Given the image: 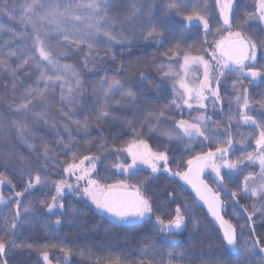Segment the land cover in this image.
<instances>
[{"label": "snow or ice", "instance_id": "1", "mask_svg": "<svg viewBox=\"0 0 264 264\" xmlns=\"http://www.w3.org/2000/svg\"><path fill=\"white\" fill-rule=\"evenodd\" d=\"M122 2L123 0H25L18 17L20 31L9 29L13 38L18 37L20 43L15 49L9 48L6 57H0V72L7 71L12 77V97L5 100L6 114L0 117V167L4 169L0 171V188L7 184L13 192L11 196H5L0 191V204L6 205L13 199L15 204L4 220V235L8 238L0 236V264H7L3 254L6 248L14 245L11 234L15 232L22 215L25 219H36L32 203L29 202L26 206L23 204L21 198L25 193L36 189L44 190L51 185L55 195L37 201L44 213L55 215V210H64L65 194L72 193L88 197L102 213L110 214L119 223L128 224L142 218H152L155 202L146 194L145 189L156 175L165 172L179 176L195 189L222 232L219 245L210 242L206 249L200 247L204 241L197 240L195 234H192L182 251L167 253V264H173L177 260L184 261L192 256L198 259L199 264H249L250 258L255 257L257 252L261 256L259 264H264V232L257 235L253 221V217L257 215L264 221V100L256 101L249 94L251 85L264 83V63H261L264 61V35L253 37L248 33L251 21L264 22V0H257L256 11L246 13L243 20L236 24V0H212L211 4L210 0H127L126 11L121 10ZM7 4L8 0H3L0 12H8L11 17L12 12L8 11ZM214 10L217 12L215 21L211 18ZM175 17L180 18L179 27H173ZM135 18H142L139 27L136 26ZM125 24L133 27V36L147 42L146 46L171 45L162 54L169 63L156 65L162 76L172 81L175 98L171 104L164 107L151 104L147 94L151 92V87L146 86L147 92L139 90L140 85L147 80V75L139 67L136 68L137 79L122 81L120 76L126 69L121 63L115 69L116 75L111 78L104 75L91 85L89 97V87L77 68L61 63L70 53H82L81 64L85 71L100 68L106 73L108 69L100 66L105 58L116 60L114 48L124 49L136 43L133 36L125 33ZM193 25L202 30L199 48L186 45L184 32ZM3 27L0 23V30ZM209 36L213 39L209 40ZM13 57L20 61L15 67L9 63ZM173 62L181 71L174 70ZM90 64L93 66L91 69ZM25 67L35 69L37 75L34 84L23 87L22 95L17 101L16 81L20 79L17 72ZM165 68L167 71H164ZM200 70L202 78L195 75ZM226 73H236L240 78L233 80L231 84L236 112L231 114L233 103L230 102V115L221 124L214 121L207 112L209 106L213 110L219 108L223 111L224 101L220 89ZM245 80L248 81L247 84L244 83ZM156 87L160 88V85ZM92 98H95L94 111L83 115L81 106L92 102ZM53 103L60 105L57 109L59 119L52 115ZM185 105L188 109L195 107L198 115L188 120H176L167 115L168 109H182ZM256 105H259L258 111ZM117 112H129L132 119L127 116L121 118L116 115ZM101 120L118 121L126 126L124 134L129 138L124 141V147H117L115 144L109 147L106 142L100 143L95 145L100 153L96 154L92 153L89 142L86 150L90 154L84 155L73 150L77 145L72 134L73 128L77 134H88L93 126L99 127L94 121ZM234 120L237 129L243 124L252 127L255 132L249 134V137L237 132L240 139L235 140L232 132ZM168 122H171V128L165 126ZM40 126L56 134L57 147L69 153V159L60 160L48 142L37 140L36 132L41 130ZM61 131L66 134L67 140L61 135ZM146 134H154L156 139L175 141L183 145L186 153H192L191 158L185 162L186 171L173 172L169 167L168 149L154 150L144 138ZM22 147L36 158L35 165L21 154ZM197 148L207 150L197 152ZM248 148L252 150L249 151ZM234 152H240L235 159L232 158ZM105 153L117 156L116 162L111 163L110 167L122 174L127 173V178L105 185L92 179L93 173L97 172V164L103 163L101 157ZM122 154L130 162L121 161L119 156ZM14 159L20 160L21 168H12L11 162ZM257 163L258 173L244 174L250 165ZM57 164L62 166L63 178L52 180L48 168L49 165L55 167ZM143 165L148 167L150 175L133 182ZM206 169L211 170L219 187L235 203H239L240 196H248L256 201L250 205L251 211H248V207L243 209L248 224L237 225L224 218L225 202L219 192L213 191L201 179ZM9 171L19 173L23 191H15L16 185L7 174ZM240 176H243L242 180H239ZM225 177L237 181L235 190L228 188ZM70 178H74V182H70ZM81 181L85 187H81ZM169 198L174 201L175 194L169 193ZM71 211L75 212L76 209L72 208ZM155 220L159 232L166 238L187 231L190 223L198 230L200 224L191 209L187 206L182 208L179 203L169 219L156 216ZM45 222L47 223L46 218ZM61 223L59 217L51 221V225ZM245 228L248 229L247 234ZM21 247L31 248L32 245ZM48 247L49 245L43 246L40 254L47 264H52ZM50 247L55 248L56 245ZM153 247L149 240L143 244L141 254L154 256ZM60 251L67 264L72 249L61 247ZM106 264L130 262L122 260L118 255H110ZM136 264L150 262L141 260Z\"/></svg>", "mask_w": 264, "mask_h": 264}, {"label": "trees", "instance_id": "2", "mask_svg": "<svg viewBox=\"0 0 264 264\" xmlns=\"http://www.w3.org/2000/svg\"><path fill=\"white\" fill-rule=\"evenodd\" d=\"M211 2L212 0H210V4ZM256 2L257 0H237L236 20H234V24L242 21L246 13L255 12ZM24 3L25 0H8L7 7L8 11L12 12L11 17L8 15V12H0V23L4 25L3 30H0V57H6L9 48L15 49L17 44L20 43L18 37L15 39L13 38L12 32L9 31V29H14L16 32L20 31L18 17L21 14V7ZM0 7H3V0H0ZM127 8V0H123L121 10L126 11ZM157 15H159V10H157ZM211 18L213 21L217 18V12L215 10L211 13ZM141 19L142 18H135L137 27H139ZM173 19L176 21V23L173 24V27H179L178 21L180 18L175 17ZM124 29L127 35L133 36L134 30L131 25L125 24ZM262 30H264V22L259 20H253L248 25V33L253 37L264 35V31ZM184 35L187 46H191L192 48H199L201 46L200 41L202 39V30H198L196 25H193L192 28L186 30ZM133 39L136 40V43L128 45L124 49L114 48L117 57L115 61L108 58L103 60L100 67L108 69L106 73L101 71L100 68H96L95 71H85L81 64L83 58L82 53H70L67 58L61 60V63H68L77 68L86 85L89 87V97L91 96V85L97 83L104 75H107L109 78L116 75L115 69L119 67L121 63H123L124 68L126 69V72L120 76L122 81L137 79L136 68L139 67L147 75V80L140 85L139 90L147 92L146 86L151 87V92H147L151 104L159 107L171 104V101L174 98L168 91L172 90L171 85L168 83L170 79L163 77L156 67V65L161 63H169L162 54L171 45L165 44L163 47L158 45L146 46L147 42L140 40L139 37L133 36ZM211 39H213V37L209 36V40ZM204 46L208 47L209 45ZM102 49L103 46H101V55L103 56L104 53ZM128 49H130V51ZM9 63L15 67L20 61L13 57ZM92 67L93 66L90 64L89 68L91 69ZM173 68L175 71L179 69L175 62H173ZM164 71H167V68H165ZM36 75L37 73L35 69H28L27 67L22 68L17 72V76L20 78L16 81L17 101L22 95L23 87L27 84H34ZM238 78V74L234 75V73H226L225 78H223L220 89L225 105L223 111L221 112L219 108L213 110L211 107H209L208 110V113L210 116L212 115L214 121H226L225 119L227 118H225V114L227 113H225V110L229 112L228 105L230 102L233 103L234 101V97L228 93L227 87L230 86L229 89L231 90L232 81ZM156 85H160V88H157ZM250 87L252 99L256 101L264 100L263 83L257 88L254 86ZM11 97V74L7 71L0 72V117L6 114L4 105L5 100H10ZM116 98L118 99L119 96ZM94 102L95 98H92V102L86 106H81L83 115H89L94 111ZM141 106L143 107V103ZM59 107V104L53 103L51 110L52 115L58 119L59 112L57 109ZM233 108L236 107L233 105L232 109ZM186 109L185 113L192 111L191 109ZM256 110H259V105H256ZM179 114L180 109L170 108L167 111V115L169 117H174L176 120H179ZM116 115L121 118L127 116L129 119H132V115L129 112H117ZM94 123L99 124V127L97 128L93 126L89 129L88 134H77L73 128L72 134L77 141V145L73 150H78L80 153L88 155L90 153L86 150V145L89 142L92 146V153L96 154L100 153L97 152L95 145L100 143L106 142L109 147H112L113 144L117 147H124V141L129 137L124 134L126 132V126H124L122 122L101 120L94 121ZM165 126L171 128V122H168ZM40 128L41 130L36 132L37 140L48 142L58 154L60 160L69 159L70 154L66 153L62 148L57 147L56 134L43 126H40ZM61 135H64L65 140H67V136L63 131H61ZM154 137V134H146L144 136V138L150 142L155 149L160 148L162 145H166V149H168L170 157L172 158L169 167H173V172L185 171V162L187 159L191 158L192 153H186L181 144H170L164 140H156ZM193 143L195 144L198 142ZM202 150H206V148L196 149L197 152ZM20 152L26 160L35 165L36 158L32 156L26 148L22 147ZM104 156H107V159H104ZM120 156L122 157V155ZM120 156L119 159H121ZM101 159L103 160V163H98L97 179L103 185L111 184L117 179V177L115 175V170L110 167V164L116 162L117 156L111 153H105ZM11 163L13 169H19L22 167L19 159H14ZM0 171H4L3 167H0ZM7 174L12 178L13 184L16 185L15 191H23V183L20 179L19 173L17 171H9ZM48 174L52 180L63 178L62 166L60 164H57L55 167L49 165ZM144 175L148 176L147 174ZM70 182H74V178H70ZM81 186L84 187L82 183ZM145 191L155 202L154 215L151 219L142 218L133 223L123 224L117 222L110 214L102 213L95 207L88 197L74 195L72 193L65 194L63 200V203L65 204L64 210H55V215L44 213L37 204V201L55 195L54 189L49 185L48 188L44 190H31L25 193L21 199L25 206L29 202L32 203L36 219H25L22 215L21 221L18 223L15 232L11 234L12 239L14 240V245L6 248V251L3 254V259L7 261V264H47V262L43 260L40 250L43 246L49 245L47 250L49 251V258L52 261V264H66L63 259V253L60 251L61 247H70L72 249V255L68 259L67 264H106L107 258L110 255H118L122 260L129 261L130 264H136L137 261L141 260H147L150 264H167L169 259L167 253L169 251L174 253L182 251L188 242L185 241L181 235H174L167 238L162 235L157 227L155 217L159 216L157 215V209L161 208L163 210L162 218L165 220L169 219L170 214L175 209L179 200L181 201L179 204L182 208V204L189 205V203H192L196 212L202 215H200L202 221H200V223H204L206 226H199V229L194 232L198 235V240L202 239L204 241V243L200 245L201 249H206L210 242H215L219 245V237L222 235L221 232L210 221L203 207L195 200L190 192H188L179 176L162 173V175L156 176L155 179L150 181ZM12 192L13 189L8 185L3 189L5 196H11ZM169 193L175 194L176 197L174 201L169 198ZM161 200H163L164 204L158 206L157 203H160ZM223 201L225 202L224 198ZM251 202L254 203L256 201L252 199ZM14 204L15 199L6 205L1 204L0 206L13 208ZM257 206L259 207L258 203ZM72 208L76 209V211L72 212ZM223 212L225 217L228 220H231L225 212V208ZM2 214L3 212L0 210V236L7 239L8 237L4 235V220L6 218L3 219ZM58 217L62 220V223L60 225H51V221ZM45 218L47 223L45 222ZM253 221L256 225V234L260 235L264 232V221L260 219L259 215L253 217ZM232 223L234 222L232 221ZM194 229L196 230V228ZM149 240L154 246V256H144L141 254L143 244L147 243ZM53 244L56 245L55 248L50 247ZM21 245H32V247H21ZM82 250L83 254H81ZM232 256H235V253H232ZM173 264H199V261L195 256H192L184 261H174Z\"/></svg>", "mask_w": 264, "mask_h": 264}, {"label": "rangeland", "instance_id": "3", "mask_svg": "<svg viewBox=\"0 0 264 264\" xmlns=\"http://www.w3.org/2000/svg\"><path fill=\"white\" fill-rule=\"evenodd\" d=\"M237 1V0H236ZM224 35H227V33H224ZM261 63H264V61H261ZM176 71H181L180 70V68L178 69V70H176ZM200 72H202V70H200V71H198V72H196L195 73V75H197V76H200L201 78H202V76L200 75ZM234 75H237L236 73H234ZM192 76V73H190V77ZM240 78V77H239ZM170 85L172 84V81L171 80H169V82H168ZM244 83L245 84H247L248 83V81L247 80H245L244 81ZM263 85H264V83H263ZM251 86H253V85H251ZM230 87V86H229ZM229 87H227L228 88V93L229 94H231L232 96H233V90H232V88H231V90L229 89ZM169 92H170V95L173 97V98H175V95H174V92H173V89L172 90H168ZM249 94H250V97H251V87H249ZM172 97H170V98H172ZM234 97V96H233ZM194 103V102H193ZM233 105L235 106V104H234V101H233ZM225 106V105H224ZM210 107V106H209ZM236 107V106H235ZM187 108V106L185 105V106H183L182 107V109H180V114H179V119H186V120H188V119H190L191 117H195L196 115H198V112L196 111V109H195V107H193V109H191L192 111H190V112H188V113H185L186 112V109ZM224 108V107H223ZM212 109V108H211ZM210 112V111H209ZM236 112V108H233V109H231V114H234ZM185 113V114H184ZM217 113V112H216ZM225 113H227V114H225V118H227L229 115H230V111L228 112L227 110H225ZM253 114H255V113H253ZM207 115H209L210 116V114L207 112ZM211 118L213 119V117H212V115H211ZM225 120H227V119H225ZM219 123H221V124H224L225 123V121H219ZM247 128H246V127ZM233 129H232V132H233V137H234V139L235 140H239L240 139V136L239 135H237V132H239V133H242V134H244V136L245 137H249V134H252V133H254L255 132V129H253L252 127H250V126H247V125H243V124H241L240 126H239V128L237 129V125H236V121L234 120L233 121ZM155 138V137H154ZM156 139V138H155ZM156 140H159V141H161V140H164V141H166V142H168V143H170V144H176V142L175 141H168V140H166V139H163V138H160V139H156ZM250 143H253L254 144V141H252V140H250L249 141ZM150 145H151V143L150 142H148ZM152 146V145H151ZM152 148H153V146H152ZM166 148V145H162L160 148H157V149H160V150H162V149H165ZM154 150H155V148H153ZM207 150V149H206ZM248 150L249 151H251L252 149L251 148H248ZM240 155V152H234L233 154H232V158L233 159H235L237 156H239ZM121 157V156H120ZM169 157H170V154H169ZM121 161H124L125 163H128V162H130V160L125 156V155H123L122 154V157H121V159H120ZM172 161V158L170 157V159H169V165H171L170 164V162ZM86 165H87V162H86ZM170 168H172L173 169V167H170ZM97 170H98V164H97ZM115 170V175H116V177H117V179L116 180H118V179H125V178H127V176H128V174L127 173H121L119 170H117V169H114ZM248 172H256V173H258L259 172V165H258V163L257 164H254V165H250L247 169H246V171H245V175L248 173ZM144 174H147V175H150V170L148 169V167L146 166V165H143V166H141L140 167V169L138 170V172H137V177H135V178H133V182H135V179H143L144 177H146ZM166 174H170V173H166ZM160 175H162V173H160V174H158V175H156V176H160ZM108 177V176H107ZM205 178L208 180V182L212 185V187H213V189L216 191V192H219V194H220V196L221 197H223L224 199H225V212L228 214V217H229V219H231L235 224H237V225H246V224H248L249 222L247 221V219H246V213L243 211V208L244 207H248L249 209H248V211L249 210H252L251 209V207H250V205L252 204V202H251V200L253 199V198H250V197H248V196H240V197H238V200H239V203H235L234 202V200H233V198L226 192V191H224V190H222L220 187H219V185L217 184V182L215 181V179H214V174L211 172V170L210 169H206L205 170ZM92 179H97V172L96 173H93V175H92ZM155 179V178H154ZM243 179V176H240L239 177V180H242ZM98 180V179H97ZM116 180H114L112 183H114ZM182 180V179H181ZM81 183H82V185L85 187L86 185L84 184V182L83 181H81ZM225 183L227 184V186H228V188H230V189H233V190H235L236 189V187H237V181L236 180H229L228 179V177H225ZM101 185H103L102 183H100ZM7 184H5L4 186H2V188H0V191H3V189H4V187L6 186ZM82 187V186H81ZM176 197V196H175ZM161 199H162V197H161ZM161 203V204H160ZM160 203H157V205L158 206H161V205H163L164 203H163V200H161L160 201ZM178 203H181V201L179 200L178 201ZM1 205V204H0ZM182 206H183V208L185 207V206H187L188 208H190L191 209V211H192V214L199 220V221H201V217H200V213H197L196 212V210H195V207L193 206V204L192 203H189V205H184V204H182ZM1 208H0V210L3 212V214H2V218L3 219H5V218H7L8 216H9V210L11 209V207H8V206H0ZM157 215H159L160 217H162V215H163V210L161 209V208H158L157 209ZM205 211V210H204ZM207 215V214H206ZM202 216V215H201ZM209 218V217H208ZM211 221V220H210ZM202 222V221H201ZM212 222V221H211ZM213 223V222H212ZM199 226L200 227H203V226H206V224H204V223H200L199 224ZM215 226V225H214ZM216 227V226H215ZM217 228V227H216ZM195 231H197V229L195 230L194 228H193V226H192V224L190 223L189 225H188V229H187V231H184V232H182L180 235L182 236V238L183 239H185V241H189V239L190 238H192V234H195L194 232ZM247 231H248V229L247 228H245V234H247ZM257 231V230H256ZM258 233V232H257ZM195 238L197 239L198 238V235L197 234H195ZM198 240V239H197ZM260 259H261V256H260V254H259V252H257V254H256V256L255 257H253V258H250V260H249V264H259V262H260Z\"/></svg>", "mask_w": 264, "mask_h": 264}, {"label": "water", "instance_id": "4", "mask_svg": "<svg viewBox=\"0 0 264 264\" xmlns=\"http://www.w3.org/2000/svg\"><path fill=\"white\" fill-rule=\"evenodd\" d=\"M260 84H261V83H256V84H253V86H254L255 88H257V87L260 86ZM185 171H186V170H185ZM165 173H166V172H165ZM201 179H203V180L208 184V186H209L213 191H215V190L213 189V187L211 186V184L208 182V180L205 178V172L202 174ZM182 182L184 183V185H185L186 189L188 190V192H190V194L195 198V200H196V201H197V202L203 207V209L205 210V212H206L207 216L209 217V219L213 222V224H214V225L217 227V229L221 232V230H220V225H219L218 222L215 221V219L211 216V213L209 212L207 205H206L203 201H201V200L199 199V197L197 196V193H196L195 189H194L189 183H187L186 181H184L183 179H182ZM221 198H222V197H221ZM222 200H223V199H222ZM223 214H224V212H223ZM224 218H225L226 220H228V219L225 217V215H224ZM221 234H222V232H221Z\"/></svg>", "mask_w": 264, "mask_h": 264}]
</instances>
